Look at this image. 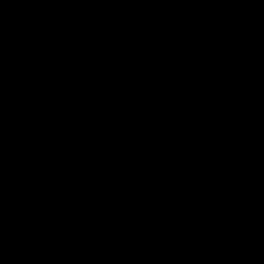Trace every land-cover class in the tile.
<instances>
[{
  "label": "water",
  "instance_id": "obj_1",
  "mask_svg": "<svg viewBox=\"0 0 264 264\" xmlns=\"http://www.w3.org/2000/svg\"><path fill=\"white\" fill-rule=\"evenodd\" d=\"M0 264H264V0H0Z\"/></svg>",
  "mask_w": 264,
  "mask_h": 264
}]
</instances>
